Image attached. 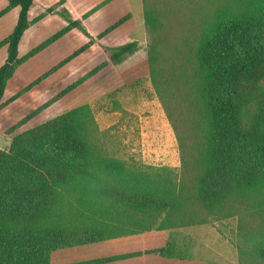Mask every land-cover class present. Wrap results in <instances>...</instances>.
I'll use <instances>...</instances> for the list:
<instances>
[{
	"label": "trees",
	"instance_id": "1",
	"mask_svg": "<svg viewBox=\"0 0 264 264\" xmlns=\"http://www.w3.org/2000/svg\"><path fill=\"white\" fill-rule=\"evenodd\" d=\"M6 1L0 17L16 8L17 19L0 41V48L6 47L0 108L16 98L3 101L16 68L81 26L78 20H67L19 57L35 0ZM152 7L144 9L152 35L149 78L165 103L166 92L158 86L170 59L160 45L159 13ZM201 19L180 67L189 69V92L183 94L188 104L183 103L182 113L190 106L176 120L189 124L186 131L179 132L178 126L180 171H141L111 156L87 105L15 134L7 149H0V264H50V254L59 249L174 231L207 223V218L221 222L245 210L259 223L255 232L241 235L248 243L237 246L238 253L264 261V0H214ZM135 48V42L118 46L109 59L120 61ZM144 252L182 258L185 250L168 235L161 246Z\"/></svg>",
	"mask_w": 264,
	"mask_h": 264
},
{
	"label": "rangeland",
	"instance_id": "2",
	"mask_svg": "<svg viewBox=\"0 0 264 264\" xmlns=\"http://www.w3.org/2000/svg\"><path fill=\"white\" fill-rule=\"evenodd\" d=\"M4 5L0 0V10ZM146 5H153L159 13L158 38L170 59L165 63L167 76L158 86L166 92L165 103L149 78L147 52L152 35L146 27ZM212 6L214 0L34 2L28 13L30 24L21 40L19 57L64 27L67 20H78L81 26L36 52L19 65L8 80L3 101L16 98L0 108V149H7L15 134L72 108L87 105L98 136L111 156L133 163L141 171L147 167H168L178 173L181 169L178 126L179 132L186 131L189 124L176 123V120H181L190 108L186 106L182 113L183 103L188 104L183 94L189 92V69L180 67L185 64L184 52L192 44L202 15ZM16 19L15 9L0 18V41L12 31ZM130 42L136 43L134 51L120 61L109 59L114 48ZM5 56V47H1V62ZM74 82L80 83L57 98ZM166 105L170 107L169 112ZM189 133L188 130L186 135ZM199 215L206 216L202 211ZM258 223L259 218L251 217L250 211L245 210L221 222L207 218V223L191 226L203 237L201 242L212 249L210 254L216 249L218 255L223 252L220 260L264 264L248 256L241 257L237 250V246L248 243L241 235L255 232Z\"/></svg>",
	"mask_w": 264,
	"mask_h": 264
},
{
	"label": "crops",
	"instance_id": "3",
	"mask_svg": "<svg viewBox=\"0 0 264 264\" xmlns=\"http://www.w3.org/2000/svg\"><path fill=\"white\" fill-rule=\"evenodd\" d=\"M37 0H35V3ZM5 4V5H4ZM3 8L7 6V1L3 0ZM2 8V9H3ZM17 10L16 8H14ZM13 9L8 11L9 14ZM30 12V11H29ZM27 32V31H26ZM24 33V36L26 34ZM9 35V34H8ZM7 35V36H8ZM23 38V37H22ZM22 40V39H21ZM21 44V43H20ZM19 45V49H20ZM5 47V46H3ZM6 53V47H5ZM6 58V56H5ZM5 60V59H4ZM4 63L0 61V66ZM197 229L187 227L174 231L138 233L127 236L116 237L98 243L81 246H74L59 249L50 254V264H236L231 260H220L216 249L210 254L207 245L201 242V238L196 234ZM170 235L175 243L185 252L182 258H168L158 255H149L144 251L146 248H156ZM206 238V237H205ZM208 239V238H207ZM209 240V239H208ZM211 247V246H210ZM206 249V250H204Z\"/></svg>",
	"mask_w": 264,
	"mask_h": 264
}]
</instances>
